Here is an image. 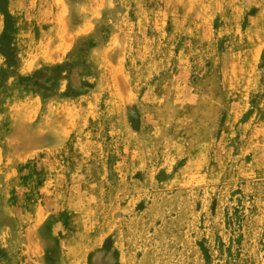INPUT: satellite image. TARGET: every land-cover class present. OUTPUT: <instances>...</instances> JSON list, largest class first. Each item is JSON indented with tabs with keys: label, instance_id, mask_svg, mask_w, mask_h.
<instances>
[{
	"label": "rangeland",
	"instance_id": "obj_1",
	"mask_svg": "<svg viewBox=\"0 0 264 264\" xmlns=\"http://www.w3.org/2000/svg\"><path fill=\"white\" fill-rule=\"evenodd\" d=\"M0 264H264V0H0Z\"/></svg>",
	"mask_w": 264,
	"mask_h": 264
}]
</instances>
